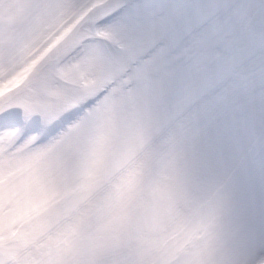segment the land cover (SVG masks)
I'll list each match as a JSON object with an SVG mask.
<instances>
[{
  "label": "rangeland",
  "instance_id": "obj_1",
  "mask_svg": "<svg viewBox=\"0 0 264 264\" xmlns=\"http://www.w3.org/2000/svg\"><path fill=\"white\" fill-rule=\"evenodd\" d=\"M123 1L127 8L112 23L102 27L91 22L92 17ZM192 5L200 6V15L218 14L225 23L242 28L243 58L264 37L255 39L264 31V0H0V115L17 109L20 116L47 123L73 97V90L60 93L56 97L61 98L60 106L46 108L48 93L57 91L56 82L85 88V93L108 84L106 93L51 141L50 153L40 155L24 170L0 167V244L15 227L57 202L21 228L16 237L20 244L33 236L46 237L38 251L27 253L24 264H129L128 257L134 264H171L178 249L201 232L211 233L175 264H243L253 257L257 258L250 264H257L263 257L264 251L259 249L264 248V188L252 195L257 187L256 173L245 170L242 174L243 180L250 177L248 184L255 182L237 204L232 201L221 211L236 191L230 188L215 208L198 221L188 222L191 206L202 202L213 189L220 167L211 172L205 166L209 174L195 179L184 175L176 181L180 163L189 152L179 155L192 146L190 135L184 144L167 147L158 160L154 156L161 146L137 157L133 169L121 167L142 139L166 119L145 89L143 66L150 60L142 62L140 56L147 48L129 39L128 17ZM227 5L233 12L223 16L220 12ZM31 43L34 45L28 48ZM256 56L258 52L249 59L244 74L260 65L261 58ZM127 68L128 75L117 76ZM40 74L43 77L39 79ZM36 79V88L20 102L5 105ZM176 132L174 129L172 135ZM173 150L177 153L174 157L169 153ZM206 154L198 151L192 158L204 159ZM260 176L264 178L263 173ZM177 185L184 199L168 203ZM237 213L233 223L222 230ZM93 215L96 218L91 222ZM52 225L55 228L48 231ZM165 237L171 242L164 241ZM19 243L0 248V258L19 250ZM150 249L152 259L147 252Z\"/></svg>",
  "mask_w": 264,
  "mask_h": 264
},
{
  "label": "snow or ice",
  "instance_id": "obj_2",
  "mask_svg": "<svg viewBox=\"0 0 264 264\" xmlns=\"http://www.w3.org/2000/svg\"><path fill=\"white\" fill-rule=\"evenodd\" d=\"M198 5L130 14L129 39L147 48L145 89L165 118L186 130L196 151L218 158L236 153L245 124V43L238 24Z\"/></svg>",
  "mask_w": 264,
  "mask_h": 264
},
{
  "label": "bare ground",
  "instance_id": "obj_3",
  "mask_svg": "<svg viewBox=\"0 0 264 264\" xmlns=\"http://www.w3.org/2000/svg\"><path fill=\"white\" fill-rule=\"evenodd\" d=\"M119 29V25H116ZM32 45H34L33 43L30 44V46L28 48H30ZM16 61H18V56L16 57ZM32 123V122H31ZM9 133V131L7 132V134ZM5 140V137L0 139V144L2 143V141ZM1 147V146H0ZM22 147H20L21 149ZM50 143L43 145L39 148H37V150H34L32 153H29L28 155H26L24 158H20V157H14V158H10V157H4V159L1 161L4 164L0 165V167H7L9 169H13L15 168L16 170H21L22 168H26L28 165L33 164L36 162V160L38 159V157L41 154H46V153H50ZM1 151V149H0ZM33 154V155H32ZM2 159V158H1ZM4 160H7L4 162ZM13 167V168H10ZM224 170V169H223ZM2 174V173H1ZM219 175V173H218ZM220 176V175H219ZM219 176L217 178H219ZM3 185V184H2ZM1 185V186H2ZM0 186V187H1ZM5 187V186H4ZM2 189V188H1Z\"/></svg>",
  "mask_w": 264,
  "mask_h": 264
}]
</instances>
